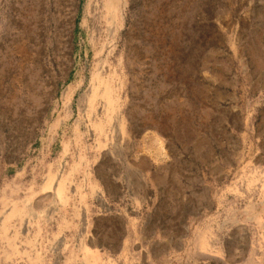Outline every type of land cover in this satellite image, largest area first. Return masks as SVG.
Here are the masks:
<instances>
[{"label": "rangeland", "instance_id": "rangeland-1", "mask_svg": "<svg viewBox=\"0 0 264 264\" xmlns=\"http://www.w3.org/2000/svg\"><path fill=\"white\" fill-rule=\"evenodd\" d=\"M0 257L264 264V0H0Z\"/></svg>", "mask_w": 264, "mask_h": 264}, {"label": "bare ground", "instance_id": "bare-ground-1", "mask_svg": "<svg viewBox=\"0 0 264 264\" xmlns=\"http://www.w3.org/2000/svg\"><path fill=\"white\" fill-rule=\"evenodd\" d=\"M91 2V1H90ZM119 2V1H118ZM99 3H100V1H99ZM108 3V2H107ZM128 3V2H127ZM128 5V4H127ZM108 6V5H107ZM110 7L112 8H116V5H113L111 2H110ZM123 7V6H122ZM127 7V6H126ZM112 8V9H113ZM121 8V7H120ZM108 9V8H107ZM117 9V8H116ZM113 11V10H112ZM119 12H121V11H119ZM94 13V12H93ZM96 13H98V12H96ZM106 13H108V12H106ZM105 13V14H106ZM104 14V15H105ZM118 14V13H117ZM97 15V14H96ZM110 15V14H109ZM106 16V15H105ZM117 16V15H116ZM109 17V16H108ZM113 17V16H112ZM111 17V18H112ZM95 18V17H94ZM110 18V19H111ZM115 19V18H114ZM112 20V19H111ZM107 21V20H106ZM109 24V23H108ZM100 26V25H99ZM107 27V26H106ZM102 28V27H101ZM122 28V27H121ZM120 28V29H121ZM108 29V28H107ZM109 31V30H108ZM119 31V30H118ZM122 33V32H121ZM94 34H96V33H94ZM117 35V34H116ZM101 36V35H100ZM103 48V47H102ZM115 48V47H114ZM112 49V48H111ZM101 52V51H100ZM108 52V51H107ZM102 56V55H101ZM107 57V56H106ZM120 60V59H119ZM120 62V61H119ZM104 65V64H103ZM119 65H120V63H119ZM104 67V66H103ZM99 69V68H98ZM108 70V69H107ZM117 70V69H116ZM114 71V70H113ZM104 72V71H103ZM100 74V73H99ZM96 77H98V76H96ZM113 77H115V76H113ZM116 79V78H115ZM113 81V80H112ZM117 81V80H116ZM125 81V80H124ZM97 82V81H96ZM94 83V82H93ZM98 83V82H97ZM127 83V82H126ZM94 85V84H93ZM124 89V88H123ZM90 95V98H89V101H90V106H91V110H93V107H94V103H95V101L98 99V98H100V101H101V98L102 99H104L105 100V102H106V110H108V111H110L112 114H115V115H117V118L119 119L118 121H119V124H120V130L121 131H123V132H125L124 130H125V123H124V121H123V119L122 118H120V114L118 113V108H119V106H118V100H119V96H118V93L116 92V90L113 88V86L111 85V82L110 81H103L102 80V78H101V80H100V83H98V85H96V86H94L93 87V89H92V91H91V93L89 94ZM88 95V96H89ZM99 104V103H98ZM104 105V106H105ZM99 107V106H98ZM103 107V106H102ZM15 108V107H14ZM97 108V107H96ZM123 108V107H122ZM95 112V111H94ZM107 115V114H106ZM86 117V116H85ZM27 118V117H26ZM104 119V118H103ZM26 120V119H25ZM106 120V119H105ZM117 121V122H118ZM84 122H87V121H84ZM94 122V121H93ZM92 122V123H93ZM106 123L105 122H101V123H99L98 125H97V127H98V129L100 130V131H102V132H104V127L106 126L105 125ZM88 125V124H87ZM109 125V124H108ZM117 125V124H116ZM90 128V127H89ZM111 128L113 129V126H111ZM76 129V128H75ZM85 129V128H84ZM94 129V128H93ZM97 131V130H96ZM109 131V130H108ZM101 132V133H102ZM108 133V132H107ZM111 133V132H110ZM126 133V132H125ZM88 134V133H87ZM102 135H104V134H102ZM131 135V134H130ZM87 136V135H86ZM105 136V135H104ZM129 136V135H128ZM92 137V136H91ZM106 137V136H105ZM130 137V136H129ZM115 138V137H114ZM86 139V138H85ZM114 140V139H113ZM106 141V140H105ZM111 141V140H110ZM122 141V140H121ZM101 144V143H100ZM106 144H107V142H106ZM105 144V145H106ZM107 147V146H106ZM98 148V147H97ZM64 161V160H63ZM65 163V162H64ZM61 166V165H60ZM61 170V169H60ZM75 172H76V170H75ZM254 176V175H253ZM54 177L55 176H50L49 177V179H48V181L46 182V184L43 186V190H47V189H49L51 186H52V184H53V180H54ZM58 178V177H57ZM56 178V179H57ZM56 183V182H55ZM58 185H59V183H58ZM70 186V185H69ZM37 187V186H36ZM54 189V188H53ZM79 189V188H78ZM93 189H95V188H93ZM29 190H30V188H29ZM92 190V189H91ZM65 191H66V183L65 182H61L60 183V185H59V187H58V194H59V196L62 198V201H63V203H67V201H68V197L65 195ZM100 191V190H99ZM40 192V191H39ZM72 193V192H71ZM90 193H91V191H90ZM95 193H97V192H95ZM34 194V193H33ZM69 194H70V192H69ZM98 194H99V192H98ZM31 196V195H30ZM100 196L101 197H103V194H102V192H101V194H100ZM32 198V197H31ZM29 200V199H28ZM59 201V200H58ZM82 201V200H81ZM32 202V201H31ZM49 202H51V201H49ZM105 203V202H104ZM26 206H27V204H26ZM30 206V205H29ZM28 208V207H27ZM10 210V209H9ZM52 210V209H51ZM24 213H25V211L24 210H20V209H14L8 216H6L7 217V220H9L10 219V217H20V216H23L24 215ZM32 213V212H31ZM8 214V213H7ZM41 214V213H40ZM39 214V215H40ZM27 215V214H26ZM36 216H38L37 214H35ZM81 215V214H80ZM88 215V214H87ZM64 218V217H63ZM41 219V218H40ZM85 219V218H84ZM24 220V219H23ZM30 220H31V218H30ZM59 220V219H58ZM65 222V221H64ZM15 223V222H14ZM27 223H28V221H27ZM37 223V222H36ZM10 224V223H9ZM63 224V223H62ZM70 224V223H69ZM83 224H85V223H83ZM5 225L6 224H4L3 225V228H2V231H4V228H5ZM10 225H12V224H10ZM27 226H28V224H27ZM65 226H66V224H65ZM44 227V226H43ZM42 227V228H43ZM31 228V227H30ZM46 229V228H45ZM33 232V231H32ZM13 233V232H12ZM22 233V232H21ZM60 233V232H59ZM15 234V233H14ZM19 233L17 232L16 233V235H18ZM34 234V233H33ZM48 234V233H47ZM4 235V234H3ZM21 236H22V234H20ZM28 236V235H27ZM54 237V236H53ZM24 238V237H23ZM24 239H26V238H24ZM44 240V239H43ZM10 241V240H9ZM25 241V240H24ZM33 242V241H32ZM36 242V241H35ZM21 244V243H20ZM31 245V244H30ZM50 246V245H49ZM17 247V246H16ZM54 247V246H53ZM63 247H64V245H63ZM20 249V248H19ZM28 249V248H27ZM35 249V248H34ZM16 250V249H15ZM31 251V250H30ZM87 251V250H86ZM14 252V251H13ZM19 251H17L16 250V252H14V253H18ZM37 252V251H36ZM96 252V251H95ZM4 253V252H3ZM2 253V254H3ZM27 255V254H26ZM94 256V255H93ZM10 257V256H9ZM1 258V257H0ZM6 258V257H5ZM20 258V257H19ZM16 259V258H15ZM30 259V258H29ZM43 259V258H42ZM87 259V258H86ZM99 259V258H98ZM10 260H11V258H10ZM39 262V261H38ZM34 263V262H33ZM98 263V262H97ZM102 263V262H101Z\"/></svg>", "mask_w": 264, "mask_h": 264}]
</instances>
